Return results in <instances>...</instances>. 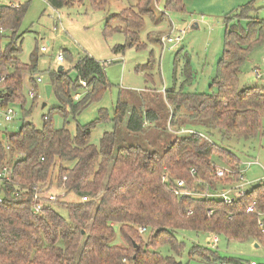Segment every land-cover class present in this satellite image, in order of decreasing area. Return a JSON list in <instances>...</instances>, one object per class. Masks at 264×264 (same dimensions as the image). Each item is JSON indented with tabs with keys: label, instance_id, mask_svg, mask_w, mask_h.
Returning a JSON list of instances; mask_svg holds the SVG:
<instances>
[{
	"label": "trees",
	"instance_id": "obj_1",
	"mask_svg": "<svg viewBox=\"0 0 264 264\" xmlns=\"http://www.w3.org/2000/svg\"><path fill=\"white\" fill-rule=\"evenodd\" d=\"M43 1L60 9L71 7L75 0ZM89 1L95 10H104L108 3ZM133 1L138 4L145 0ZM166 3L169 10L180 9V0ZM256 10L250 3L236 15L246 20V29L236 23L225 29L221 56L209 85L213 91L183 93L172 88L163 92L170 114L169 131L170 127L174 130L170 141L158 149L116 146L114 131L104 133L94 146L91 131L107 119L104 109L94 122L75 123L72 133L67 128L70 121L76 122V116L98 101L109 84L100 61L85 54L73 62L70 55L63 54V61L72 62L76 79L71 80L64 68L54 72L50 97L57 106L43 116V125L23 123L15 134H0V169L7 164L8 155L15 157L10 182L0 184V264H181L177 257L182 255L184 244L177 240L178 232L256 242L264 247V218L246 213L251 204L264 212V183L241 198L232 197L230 204L217 197H178L173 193L179 181L183 189L193 193L235 190L242 163L227 150L264 135V90L239 88L240 66L264 38V19L249 17ZM25 13L26 5L0 6V43L5 32L11 34L5 49L0 46V107L5 111L10 104L18 105L23 117L37 106L35 96L28 98L31 104L27 107L22 66L28 64L18 58L20 47H13ZM131 15L136 22L121 20L127 27V37L132 30L137 33L142 28L143 16L153 17V10L145 7L140 16ZM116 18L114 14L105 21L104 37L121 33ZM137 41L138 36L133 37L131 46ZM30 69L32 72L35 66L30 65ZM36 79H28L35 94L39 85ZM76 95L78 99H74ZM128 104L117 103L112 120L116 128L121 125L126 133L138 135L147 122L153 126L159 121L154 110L129 108ZM53 116L64 120L62 127H55ZM179 116L186 117L187 124L180 123ZM180 130L192 133L179 134ZM199 130L206 135L218 134L226 150ZM215 158L232 174L218 177L216 170L220 167L215 166ZM52 184L71 201L57 200L53 203L56 208L51 204L34 215L31 201L36 188L46 190ZM82 197L87 201L82 202ZM56 209L64 211L65 216ZM140 228L146 231L145 236L139 234ZM162 246L168 250L165 256L159 252ZM188 258L218 260L215 251L198 244L190 248Z\"/></svg>",
	"mask_w": 264,
	"mask_h": 264
},
{
	"label": "rangeland",
	"instance_id": "obj_2",
	"mask_svg": "<svg viewBox=\"0 0 264 264\" xmlns=\"http://www.w3.org/2000/svg\"><path fill=\"white\" fill-rule=\"evenodd\" d=\"M106 1L108 3L104 10H95L89 0H75L71 7L60 9L50 7L43 0H0V6L26 5V13L15 35L17 38L13 47H20L18 58L21 63L28 64L26 66L22 63L25 77L23 95L27 100V107L31 104L27 97L31 90L28 79L41 77L42 80L36 89L37 106L29 115L23 117L19 106L10 104L9 107L14 111L13 118L11 121H4V112L0 107L1 135L17 133L23 123L41 127L44 123L43 116H48L50 110L57 106L53 97L47 99L45 96V87L50 85L54 72L62 66L71 80L76 79L75 71L71 70L72 62L65 59L60 63L57 56L70 55L72 61L76 62L88 54L104 64L109 87L98 101L90 103L76 116V122L70 121L67 128L74 133L75 123L86 125L94 122L100 117L99 111L104 109L107 119L97 123L91 131L90 139L94 146H98L104 133L114 131L116 146L139 145L150 150L158 149L164 142L170 141L174 130L170 127L171 132L169 131L170 114L163 92L172 88L183 93L213 91L209 85L221 56L225 29L235 23L239 28L246 29V20L237 18L236 15L250 3L257 10L249 17L264 19V0H180L179 10H169L166 0H145L138 4L133 0ZM145 7L153 10V17L143 16L142 28L137 33L132 30L127 37V27L121 20L136 22L131 14L140 16ZM114 14L117 15L116 26L121 29V33L104 37V23ZM137 36L136 45L131 46L132 38ZM10 37V32L3 34L0 43L2 49H5ZM167 38H171L172 42L167 43ZM41 48H45V52H41ZM30 65L35 66L32 72ZM254 71L259 72L262 77L260 80L254 78ZM244 87H259L264 90V38L248 52L240 66L239 88ZM121 101L129 102V108L141 106L144 110H154L159 121L153 126L147 122L143 133L138 135L126 133L121 125L116 128L112 120L115 107ZM52 120L57 128L64 123L59 116H53ZM178 120L187 124L184 116H179ZM197 132L226 150L215 132L209 135L202 130ZM232 147L227 152L241 161L243 182H252L244 186L240 181L235 187L244 186L243 191L246 192L264 183V180L258 181L264 173V135L249 144ZM14 161L15 157L8 155L6 163L9 167H12ZM213 161L216 167H225L220 160L215 158ZM246 161H257L263 169L253 166L246 171ZM46 190L55 196L62 194L55 184ZM62 195L57 200L71 201L70 196ZM234 195L230 194L231 197ZM51 206L56 208L57 204ZM57 211L65 216L64 211ZM176 238L184 244L182 255L177 257L181 264H232L230 261L264 264V248L255 249L251 243L227 241L219 237L216 249H212L201 235L178 232ZM195 244L216 251L218 260H189L188 251ZM159 252L165 256L167 247H160Z\"/></svg>",
	"mask_w": 264,
	"mask_h": 264
},
{
	"label": "built area",
	"instance_id": "obj_3",
	"mask_svg": "<svg viewBox=\"0 0 264 264\" xmlns=\"http://www.w3.org/2000/svg\"><path fill=\"white\" fill-rule=\"evenodd\" d=\"M167 43H171L172 39L171 38H167L166 39ZM41 52H45V48H41L40 49ZM57 61L58 62H63V56L62 55H58L57 56ZM253 76L255 79L260 80L262 77L260 76L258 71H254L253 72ZM37 83H41V77L36 79ZM29 99L35 98L36 94L33 90H29L28 94H27ZM74 99H78V96H75ZM3 118L4 121H11L14 115V111L13 109H11L10 107L8 109H6L5 111H3ZM192 133V131H186V130H180L178 133ZM11 170L12 167H9L7 164L3 165L0 169V184H8L10 182L11 179ZM191 174H194V170H191ZM232 174V172L228 169H224V168H217L216 170V175L220 178L224 177L225 175H230ZM241 178L239 177V180ZM262 180H264V176L262 178ZM241 181V180H240ZM183 182L179 181L176 183V187L173 188V193L174 195L178 196V197H187V196H193L196 198H202V199H206V198H219L220 200H222L225 204H230L233 200V198L230 196V194H232V191H230V189H228L227 191L224 192H212L209 189H205L202 193H193L192 191H188L183 189ZM235 192H233L235 195L233 197L235 198H241L244 196L245 191H243V187H235ZM60 192V191H59ZM62 194H64L63 192H60ZM52 195L49 193V191L47 190H43L40 188H36L35 193L32 197V201H31V212L34 215H38L41 213V211L46 208L47 206L53 204L58 197H61L63 195ZM14 196L17 197L18 193H14ZM82 202H86L87 199L85 197L81 198ZM0 202H1V198H0ZM211 213V212H210ZM209 213V214H210ZM246 213H250V214H255L260 218H264V212H260L257 211L256 208L254 207L253 204L249 205L246 208ZM146 231L143 228L139 229V234L140 235H145ZM213 240L210 243H216L217 242V237L213 236L212 238ZM254 264V263H251Z\"/></svg>",
	"mask_w": 264,
	"mask_h": 264
},
{
	"label": "crops",
	"instance_id": "obj_4",
	"mask_svg": "<svg viewBox=\"0 0 264 264\" xmlns=\"http://www.w3.org/2000/svg\"><path fill=\"white\" fill-rule=\"evenodd\" d=\"M244 166H245V170L246 171H248L249 169H251V167H253V166H256V167H258V169L259 168H261L260 167V165H259V163L257 162V161H246V162H244ZM261 169H263V168H261ZM263 176H264V173H263ZM263 176L260 178V179H258V181L259 182H261L262 181V178H263ZM240 180H241V182H243L244 181V178H243V175H242V170L240 171ZM252 182H243V185L245 186V185H250ZM244 186H242V187H244ZM230 191H232V194H233V191H235V190H231L230 189ZM213 236H215V235H207V236H202V237H204V239L206 240V243H207V245H211V247H212V249H216V244L219 242V237L218 236H216L217 237V242L216 243H210L213 239ZM251 244H253V248H260L261 246L260 245H258L256 242H250ZM254 244H256L257 245V247H255L254 246ZM264 248V247H263ZM216 252V251H215Z\"/></svg>",
	"mask_w": 264,
	"mask_h": 264
},
{
	"label": "water",
	"instance_id": "obj_5",
	"mask_svg": "<svg viewBox=\"0 0 264 264\" xmlns=\"http://www.w3.org/2000/svg\"><path fill=\"white\" fill-rule=\"evenodd\" d=\"M62 71H63V67H62V66L58 67L57 72H62ZM51 91H52V86H51V85H47V86L45 87V96H46L47 99L50 98V96H51ZM43 106H44V105H43ZM254 246L257 247L256 244H254Z\"/></svg>",
	"mask_w": 264,
	"mask_h": 264
}]
</instances>
